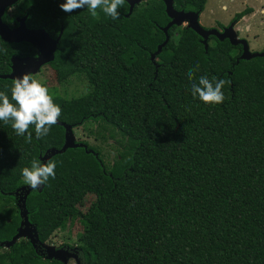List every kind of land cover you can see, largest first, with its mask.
I'll return each instance as SVG.
<instances>
[{
	"label": "trees",
	"instance_id": "trees-1",
	"mask_svg": "<svg viewBox=\"0 0 264 264\" xmlns=\"http://www.w3.org/2000/svg\"><path fill=\"white\" fill-rule=\"evenodd\" d=\"M206 1L173 0V7L201 13ZM63 2L18 0L2 20L12 27L26 16L28 28L58 38L49 67L58 77L86 80L80 96L53 95L58 121L72 132L87 120L111 125L124 146L111 164L84 140L53 155L55 178L25 199L35 238L5 247L17 231L0 237V264H64L40 243L76 221L81 230L56 248L74 264H264V51L244 59L240 44L212 35L205 50L187 26L172 25L165 34L170 18L161 0L141 1L131 12L125 1L116 20L99 9L98 19L87 8L64 12ZM34 53L29 42L0 37V74L11 72L13 56ZM196 64L193 81H229L223 103L192 96L187 73ZM12 81L0 78L9 97ZM29 132L31 142L0 121L2 223L9 208L20 213L22 168L65 141L63 125L41 138L34 126Z\"/></svg>",
	"mask_w": 264,
	"mask_h": 264
},
{
	"label": "clouds",
	"instance_id": "clouds-1",
	"mask_svg": "<svg viewBox=\"0 0 264 264\" xmlns=\"http://www.w3.org/2000/svg\"><path fill=\"white\" fill-rule=\"evenodd\" d=\"M125 4V0H64L60 8L67 13L77 9L87 8L94 19H98V9L111 17L119 18V9ZM199 71V65L193 66L187 73L188 79L193 81L194 73ZM215 81V82H213ZM224 79L200 76L198 82L191 83L192 96L198 97L206 104L223 103L225 96L222 91ZM10 97L5 91H0V121L11 125L18 136L27 133V141L31 142L32 134L29 128L34 126L37 138L48 135L60 116L61 108L57 105L49 89L40 80L31 74L23 73L15 77L10 86ZM56 163L53 160L42 162L38 159L31 161L30 167L21 170L24 183L31 189L36 190L44 185L49 178H55Z\"/></svg>",
	"mask_w": 264,
	"mask_h": 264
},
{
	"label": "rangeland",
	"instance_id": "rangeland-1",
	"mask_svg": "<svg viewBox=\"0 0 264 264\" xmlns=\"http://www.w3.org/2000/svg\"><path fill=\"white\" fill-rule=\"evenodd\" d=\"M223 5L227 8H223ZM249 6H251L250 8L252 11L245 14L244 18H240L235 25L233 24V28L239 31L237 35L238 38L243 37L246 39V37H248L249 52H262L264 51V31H258V28L264 27V0H207L203 11L200 13L199 23L204 28H214L220 26V24H227L231 21L234 11H242ZM15 9L14 7H10L9 11L12 12ZM186 23L182 26H186ZM247 26L252 27L250 28V33L244 30ZM33 75L36 79L45 83L52 96L58 95L64 98L77 97L88 91L86 80L83 77H76L72 74L58 77L56 72L53 71L49 65L42 66ZM73 132L75 140H84L89 145L100 148L104 156V161L107 162V164H111L114 161L118 152L124 146V139L119 132L113 129L111 125L101 123L100 121L87 120L82 125L75 128ZM102 135H104V137H102ZM18 198L19 197H17V201ZM90 202L91 197L88 196L80 206V210L84 212ZM0 205H2V203H0ZM18 215L20 216V213L15 207L8 209V214L4 215V217L7 218V222H0L1 238H8L18 230V223H20L19 218H17ZM79 230H81V227L76 221L71 227L54 232L49 242H46L44 245L56 249L65 242L66 238H74L75 232ZM65 258L64 264H74L73 257L65 256Z\"/></svg>",
	"mask_w": 264,
	"mask_h": 264
},
{
	"label": "water",
	"instance_id": "water-1",
	"mask_svg": "<svg viewBox=\"0 0 264 264\" xmlns=\"http://www.w3.org/2000/svg\"><path fill=\"white\" fill-rule=\"evenodd\" d=\"M129 5V12H131L133 6L141 1L145 0H125ZM165 5V11L170 21L163 27V31L167 34L168 29L172 25L182 26L186 23V26L195 31L202 39V43L204 45V49H208V39L209 36H215L219 40L227 38L229 42L233 45L240 44L242 46V57L244 59H249L251 57L256 56L258 53H251L248 50V42L244 38H238L237 34L233 28V24L228 25L222 31L216 28H204L199 23V15L198 12L193 11H184V10H176L173 7V0H161ZM18 0H0V37L8 42H29L36 46L38 50L37 57L25 56V57H12L11 63V72L7 74H0V78H8L14 79L15 77L21 76L23 73L34 74L36 73L44 64L52 61L54 58V53L56 50V45L58 43V38L53 39L43 28H28L26 26L25 20L26 16H22L20 18H16L17 26L10 27L6 22L2 20V16L12 7ZM166 40L158 46L157 52L161 50L164 44L167 42ZM155 54L151 55V59L153 60ZM59 125H63L65 128V141L60 149H49L42 156V162H47L53 155L63 153L66 148L72 147L75 145V138L72 132V127L59 121L56 123ZM22 190H24V194L17 192V196H19L17 205L20 208V216L22 217V221L20 226L13 236L11 241H6L3 243L5 247H9L10 244L14 243L21 237H28L31 241L35 238L34 228L31 226L28 221L26 215L25 208V199L27 194L31 190L29 186H23ZM47 252L48 257H53L59 259L65 263V256H71V254L63 248L53 249L44 245V243H40ZM51 249V250H50Z\"/></svg>",
	"mask_w": 264,
	"mask_h": 264
},
{
	"label": "flooded vegetation",
	"instance_id": "flooded-vegetation-1",
	"mask_svg": "<svg viewBox=\"0 0 264 264\" xmlns=\"http://www.w3.org/2000/svg\"><path fill=\"white\" fill-rule=\"evenodd\" d=\"M236 14V13H235ZM234 14V15H235ZM234 15H233V17H234ZM245 15H243L242 16V18L244 17ZM233 17L231 18V21L230 22H228L227 24H220V26H217V27H214V28H216V29H218V30H220V31H222L224 28H226L228 25H230V24H236L240 19H238V20H236V21H233ZM17 18H20V17H17ZM17 24L18 23H16V25H14V26H12V27H15V26H17ZM210 28V27H209ZM235 30V29H234ZM244 30H245V32H247L248 31V29H246V27L244 28ZM235 32H236V34L238 35L239 34V31L238 30H235ZM52 37V36H51ZM53 38V37H52ZM241 38H243V37H241ZM53 39H55V38H53ZM34 48H35V53L33 54V55H29V56H32V57H37V55H38V50L36 49V46H34ZM46 65H48V63L47 64H44L43 66H46ZM33 77H34V75H32Z\"/></svg>",
	"mask_w": 264,
	"mask_h": 264
},
{
	"label": "crops",
	"instance_id": "crops-1",
	"mask_svg": "<svg viewBox=\"0 0 264 264\" xmlns=\"http://www.w3.org/2000/svg\"><path fill=\"white\" fill-rule=\"evenodd\" d=\"M250 7H251V6H249L248 8H250ZM223 8L226 9L227 7H226L225 5H223ZM245 9H246V8H245ZM239 12H240V10H239V11H234V14H235V13H239ZM199 16H200V15H199ZM232 17H233V16H232ZM244 17H245V16H244ZM244 17H243V18H244ZM250 28H252V27H248V26L246 27V29H248V31H247L248 33L251 32V29H250ZM260 30H261V31H264V27H260V28H258V31H260ZM246 40H247V42L249 41L248 37H246ZM248 45H249V44H248ZM250 45H251V43H250Z\"/></svg>",
	"mask_w": 264,
	"mask_h": 264
}]
</instances>
